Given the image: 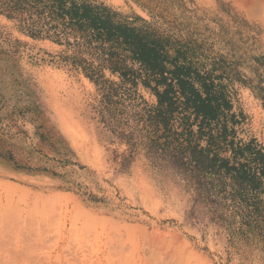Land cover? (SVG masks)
<instances>
[{
    "label": "rangeland",
    "instance_id": "374dc122",
    "mask_svg": "<svg viewBox=\"0 0 264 264\" xmlns=\"http://www.w3.org/2000/svg\"><path fill=\"white\" fill-rule=\"evenodd\" d=\"M96 1L184 51L225 91L236 141L264 153L263 24L232 0ZM2 10L0 264H264V177L255 192L200 169L144 76Z\"/></svg>",
    "mask_w": 264,
    "mask_h": 264
},
{
    "label": "trees",
    "instance_id": "16d2710c",
    "mask_svg": "<svg viewBox=\"0 0 264 264\" xmlns=\"http://www.w3.org/2000/svg\"><path fill=\"white\" fill-rule=\"evenodd\" d=\"M0 6L10 15L27 13L25 20L40 27L31 31L33 35L73 33L100 49L114 72L126 78L144 76L143 82L158 96L155 115L168 132L164 135L168 137L172 120L179 122L172 141L180 154L189 152L191 161L208 173H224L241 186L260 189L262 149L254 141H236L228 126L232 104L222 86L208 81L181 49L171 53L169 39L119 20L117 13L96 0H0ZM129 59L141 65L144 75L127 64ZM228 151L231 155H223Z\"/></svg>",
    "mask_w": 264,
    "mask_h": 264
},
{
    "label": "bare ground",
    "instance_id": "6f19581e",
    "mask_svg": "<svg viewBox=\"0 0 264 264\" xmlns=\"http://www.w3.org/2000/svg\"><path fill=\"white\" fill-rule=\"evenodd\" d=\"M235 6L247 10V15L264 25V0H232ZM250 18V19H251Z\"/></svg>",
    "mask_w": 264,
    "mask_h": 264
}]
</instances>
